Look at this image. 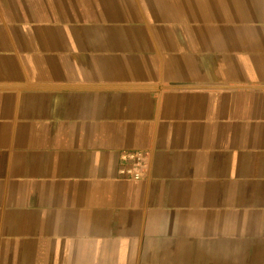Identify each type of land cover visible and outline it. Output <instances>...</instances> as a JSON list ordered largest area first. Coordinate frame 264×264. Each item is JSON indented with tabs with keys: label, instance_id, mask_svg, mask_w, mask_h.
Wrapping results in <instances>:
<instances>
[{
	"label": "crops",
	"instance_id": "0c3cea01",
	"mask_svg": "<svg viewBox=\"0 0 264 264\" xmlns=\"http://www.w3.org/2000/svg\"><path fill=\"white\" fill-rule=\"evenodd\" d=\"M0 264H264V0H0Z\"/></svg>",
	"mask_w": 264,
	"mask_h": 264
},
{
	"label": "built area",
	"instance_id": "2783aa9c",
	"mask_svg": "<svg viewBox=\"0 0 264 264\" xmlns=\"http://www.w3.org/2000/svg\"><path fill=\"white\" fill-rule=\"evenodd\" d=\"M147 171V159L143 152L125 154L119 168V176L135 182L144 179Z\"/></svg>",
	"mask_w": 264,
	"mask_h": 264
}]
</instances>
